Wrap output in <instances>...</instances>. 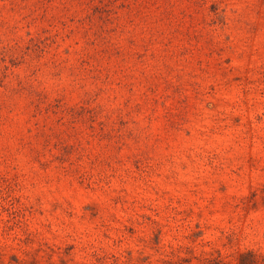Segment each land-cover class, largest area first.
<instances>
[{
    "label": "rangeland",
    "instance_id": "obj_1",
    "mask_svg": "<svg viewBox=\"0 0 264 264\" xmlns=\"http://www.w3.org/2000/svg\"><path fill=\"white\" fill-rule=\"evenodd\" d=\"M0 264H264V0H0Z\"/></svg>",
    "mask_w": 264,
    "mask_h": 264
}]
</instances>
